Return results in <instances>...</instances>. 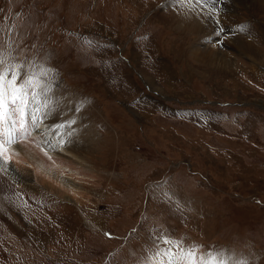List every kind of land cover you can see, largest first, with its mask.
Here are the masks:
<instances>
[{
  "label": "rangeland",
  "instance_id": "rangeland-1",
  "mask_svg": "<svg viewBox=\"0 0 264 264\" xmlns=\"http://www.w3.org/2000/svg\"><path fill=\"white\" fill-rule=\"evenodd\" d=\"M170 5L0 0L10 62L42 56L54 69L49 94L70 107L64 124L78 119L54 128L65 155L41 132L32 146L60 171L90 135L78 165L96 176L77 196L48 180L66 198L33 176L13 197L0 186V264H135L163 231L202 252L222 248L229 264H264V0H219V23L204 33L177 19L188 6ZM47 108L41 98L28 111ZM21 162L9 170L33 173Z\"/></svg>",
  "mask_w": 264,
  "mask_h": 264
},
{
  "label": "snow or ice",
  "instance_id": "snow-or-ice-1",
  "mask_svg": "<svg viewBox=\"0 0 264 264\" xmlns=\"http://www.w3.org/2000/svg\"><path fill=\"white\" fill-rule=\"evenodd\" d=\"M218 2L219 0H171L170 6L176 8L188 6V11L196 13V6L202 5L207 8V12L204 13V8H201L200 13L204 14L208 21L218 24L219 21L211 15L215 11L212 6ZM246 29V25H241L238 30ZM6 31H10V27L0 28V174L3 175L8 173L11 164L10 148L31 135L29 120L32 128L38 124V118L34 113H29L28 107L30 103L38 106L41 98L47 103L50 91L47 78L54 72L42 56L34 57L28 67L22 63H11L9 59L11 53L7 50L11 46H6L3 38ZM221 31L223 29L214 30L212 35L219 36ZM209 41L211 42V37ZM85 43L88 47H93L91 41ZM75 123V120L70 119L66 124L57 125V129L63 127L71 129ZM68 134L71 135V132ZM155 187L159 189L162 185L157 184ZM164 195L167 196V193ZM146 252H151V255L140 256L135 264H229L232 260L231 256L226 257L222 248L213 247L202 252L199 246L185 245L182 238L176 239L166 231L157 232ZM234 264L247 262L237 260Z\"/></svg>",
  "mask_w": 264,
  "mask_h": 264
},
{
  "label": "bare ground",
  "instance_id": "bare-ground-1",
  "mask_svg": "<svg viewBox=\"0 0 264 264\" xmlns=\"http://www.w3.org/2000/svg\"><path fill=\"white\" fill-rule=\"evenodd\" d=\"M257 1H259V0H257ZM201 16H204V14L193 13L191 15H187L186 17H183V15L178 16L177 19L180 21L183 20L182 22H185L186 26L190 30H194L197 33H201V32L204 33L210 28L211 21H208V20L204 21V20H202ZM180 23L181 22L178 21V24H180ZM211 51L213 54H216L214 50H211ZM49 104H50V108H47L46 110L40 109L38 111V109H37V110L33 111L34 114H36L35 116L38 118L37 126L35 128H32L31 127V121H29V131L31 132V135L28 136L27 138L23 139L19 143L20 144L19 147L17 145H14L12 150H10V152L12 154V158L18 162L22 161L21 163H25V164L27 161V165L30 167L31 170H33V173L30 172V170L23 168L25 170L23 172H26V173L22 172V174H24L23 175L24 177H19V175L17 173L13 172L12 170L11 171L9 170L6 175L0 174V186L4 185L5 187L8 188V190H5V189H3V190L8 191L9 197H13L19 191L22 192L25 189H28V188L30 189L31 187H28V186L32 182V180H31L32 176L34 177V180L38 184L42 185V187L48 186V187L52 188L53 190H58L59 193L58 192L57 193L59 194L60 198L68 197L66 195V193L64 192L66 189L68 191H70V193L72 195H75V196L80 195V193H81V192H79L80 187H78V185H80L79 182H86L87 179H95L96 178V176L94 177V176H90L89 174H85L83 167L81 165H80L81 167L78 165L80 160L82 162L84 161V159H82V157H84V156H83L81 151H84L85 146H88L86 151H88L89 149L90 150L92 149L91 144L89 143L91 141L90 135L86 136V134L84 133L82 139L84 140L83 142H85L84 143L85 145L83 147L79 146V145L76 146V148H82L83 150L82 149H77V150L73 149L75 151H72V153L70 154L69 157L61 158L62 162H65L67 164L69 163V165L66 167H63V165H67V164H60L62 167L61 166H60V168L57 167V168H59L60 171H58L50 163L49 159H48L49 160L48 161L47 158L45 159L44 156H42V153H40L41 151L38 152L32 146L31 139L38 141V143H39V133L40 132L42 134L46 133V135H44V137H45V139H47L49 141L44 142V143H46L48 145V147L50 146L52 149L54 148L55 153L57 152L60 155H65V153H66L65 149L62 146V142L60 140L61 137L55 131L54 128H55V126L57 128V125H61V124L65 123V117L63 116V114L67 113L68 110H70V107L67 106L68 103L66 104V102H64L60 98L55 97L53 94H49V99H48L47 105H49ZM46 116L52 117V123H54V124L50 128H49V126H47V122H44V123L42 122L43 119L46 118ZM62 116L64 118H62ZM77 120L75 119L76 122H77ZM49 121H51V119H49ZM55 123H57V124H55ZM75 127H77V126H75ZM63 128H65V127H63ZM59 129H61V128H59ZM77 130H78V133L81 132L79 130V128ZM77 130H76V132H77ZM41 136L43 137V135H41ZM79 137H80V135H79ZM75 140H76V137H74L73 142H75V143L78 142V139L76 141ZM53 153L54 152L52 150L51 155ZM49 154L50 153H48V156H50ZM55 155H56V157L58 156L57 154H55ZM45 157H46V155H45ZM52 157L53 156H50V159ZM53 160H52V163H53ZM54 162H57V161L55 160ZM58 163L56 165L59 166ZM66 168L70 169V174H66V173H68V171H64V170H66ZM61 170H63V171H61ZM66 177L69 179H67ZM20 178H23V179H20ZM48 180L55 181L56 184H58L60 182L59 184H60V186H62L64 188V191H62L60 189H56L54 187H51V184L48 183ZM66 180L67 181L72 180V182H67ZM18 184L23 185V187L25 186L26 188H23V190H20V189L16 190L15 186H19ZM10 191H12L13 193ZM12 194H14V195H12Z\"/></svg>",
  "mask_w": 264,
  "mask_h": 264
}]
</instances>
